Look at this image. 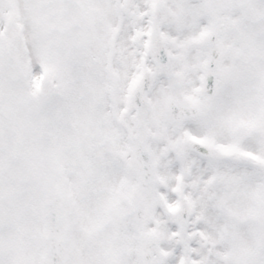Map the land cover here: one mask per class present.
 <instances>
[{
	"label": "snow or ice",
	"instance_id": "1",
	"mask_svg": "<svg viewBox=\"0 0 264 264\" xmlns=\"http://www.w3.org/2000/svg\"><path fill=\"white\" fill-rule=\"evenodd\" d=\"M0 264H264V0H0Z\"/></svg>",
	"mask_w": 264,
	"mask_h": 264
}]
</instances>
